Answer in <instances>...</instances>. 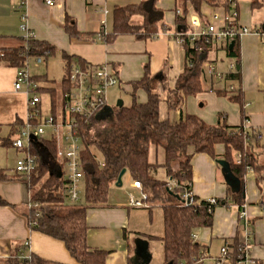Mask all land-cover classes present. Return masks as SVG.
<instances>
[{
  "label": "crops",
  "instance_id": "crops-1",
  "mask_svg": "<svg viewBox=\"0 0 264 264\" xmlns=\"http://www.w3.org/2000/svg\"><path fill=\"white\" fill-rule=\"evenodd\" d=\"M54 1V5L50 6L45 0H0V48L22 44L25 36L22 26H25L35 40L55 48V53L51 57L60 58L64 70L62 80L65 76L63 54H67L83 60L90 66H108L116 78V83L109 89L114 88L113 92H116V95L122 90L131 95L132 83L143 78L146 66L152 78L149 88L153 92L166 99L167 90L175 88L177 79L187 64L184 47L175 39L176 33L187 28L177 24L178 7L175 0H157V6L165 11V20L169 25L167 32L147 40H137L133 35H120L112 44H107L103 35L113 30L115 8L139 4L140 0ZM232 8L231 12H238V21L241 25L259 32L264 31V0H233ZM214 12L226 13L223 8H212L208 5L202 7V13L205 15L210 16ZM192 13L190 9V14ZM67 17L75 22L77 31L83 36L82 39L71 38L67 34L65 30ZM131 24L140 26L143 24V18L135 15L131 18ZM237 42L239 57L231 56L227 48L213 46L208 54V61L214 63L218 71L225 75L229 74L230 66L235 65V70L240 72V79L214 83L202 75L199 80L203 85V92L186 97L181 107L174 111L169 109L164 100L160 105L161 119L177 123L193 115L207 125L215 126L221 117H224V122L231 127L244 126L250 131H260L264 142V42L256 34L244 36ZM17 70L0 63V117L4 118L6 125L9 126V133L11 125L18 119L25 121L28 113L27 96L14 89ZM46 78L47 81L43 82L45 85L42 87L58 89L59 106L62 99L60 90L62 80L56 84L55 80L48 76ZM229 86L241 91L242 104L231 99L233 94H219L220 90H229ZM44 94L49 96L52 107L49 92ZM111 96L109 93L107 102ZM137 100L139 103H146L147 91L139 90ZM107 102L96 116L97 124L106 125L117 112L108 109ZM132 103L131 96L129 106ZM119 108L121 107L118 106ZM36 147L42 158L52 164L54 170L60 169L57 158H50L40 143L36 144ZM224 154L225 147L219 144L215 146L217 160L206 153H199L194 155L191 161L193 195L199 200L220 201L214 211L212 228L196 229L195 242L203 247V251H206L210 258L217 257L218 251L226 243L229 244L231 251H234L235 242L246 244L251 256L259 264H264V183L259 185L255 174L249 172L243 183L239 180L238 187L232 188L220 165L221 161L226 162L223 160ZM154 155L155 161H150L151 164L163 165L164 150L161 153L163 158L161 163L158 162L160 155L158 148L155 149ZM226 163L230 167L229 163ZM0 169L7 176L5 180H0V200L6 203L0 205V264L17 255H36L54 263L76 264L64 242L33 231L29 227L26 212L30 208L31 197L36 189H32L28 181L16 172L9 175L4 169ZM160 170L166 171L164 180L156 177ZM127 174L129 173L126 171L125 175ZM152 174L159 181L173 182L164 167H157ZM133 183L134 180L131 181L130 187L140 191ZM242 189L244 196L241 208L233 195L239 194ZM149 206L151 208L150 203ZM149 208H134L128 203L90 209L87 213L90 248L108 252L106 264H141V258L137 260L135 258L136 248L133 251L128 231L131 227L136 229L139 227L135 220L141 216L139 213L141 210H146L148 217L153 216V210L150 212ZM241 210L246 212L244 220L239 217ZM132 223L134 225H131ZM139 231H137L139 240L146 241L145 238L152 239L155 236L141 237ZM25 243H28V246H25ZM151 260L150 257L149 264ZM205 262L211 264L212 260L206 259Z\"/></svg>",
  "mask_w": 264,
  "mask_h": 264
},
{
  "label": "trees",
  "instance_id": "trees-1",
  "mask_svg": "<svg viewBox=\"0 0 264 264\" xmlns=\"http://www.w3.org/2000/svg\"><path fill=\"white\" fill-rule=\"evenodd\" d=\"M178 11L177 24L188 26L190 9L205 21L208 15L202 13V7L208 5L212 8H223L227 13L233 9V0H175ZM177 11V12H178ZM139 15L143 24L134 26L131 18ZM65 30L71 38L82 39L77 31L75 22L66 18ZM169 25L165 20V11L157 6V0H140L139 4L117 7L113 13V30L105 33L104 40L112 44L120 35H133L137 40H147L167 32ZM203 51H196L186 40L184 52L187 64L183 73L177 79L174 89H166L167 97L149 88L152 80L148 66L142 79L132 83L133 103L129 107H121L114 113L103 130L91 136V127L97 123V117L91 119L89 125L84 123L80 128L83 139L81 154L82 166L85 172L84 202L72 203L68 199L67 180L63 167L54 170L49 162L42 158L36 145L31 146V153L36 156L38 166L30 177L28 183L36 189L31 197L32 204L38 207L27 209L26 217L29 227L33 231L41 232L65 243L67 250L76 264H106L108 252L91 249L88 244L89 226L87 213L90 209L109 207L108 196L111 186L117 182L120 173L126 170L135 181L142 184L143 191L148 195V203H160L163 211V235L154 236L163 244L164 264H209L202 261L203 247L193 239L196 229L212 228L215 208L220 204H210L207 200L196 197L195 204L185 206L183 193L191 191L192 165L194 155L206 153L217 160L215 146L223 145L225 154L223 160L229 163L231 172L242 183L249 172H253L259 185L264 183V142L258 130H248L244 126L231 127L221 117L218 124L210 126L198 117L190 115L177 123L161 119L160 105L165 100L170 110L181 107L183 100L203 92V85L199 80L203 69L208 62V54L212 45L202 44ZM231 56L239 57L238 42L231 50ZM55 53L51 45L31 38L22 39V44L12 47L0 48V63L9 67L22 69L27 67L32 59H48ZM65 61V76L60 84L62 97L71 89L68 78L72 64L82 68L90 65L83 60L63 54ZM32 81L41 84L47 81L46 76H32ZM240 72L229 73L225 80H239ZM145 90L148 94L146 103H139L137 94ZM39 93L49 92L52 101V114L56 116L58 108V89L40 87ZM233 94L232 100L240 104L242 94L239 90H220L219 94ZM234 94H236L234 96ZM24 121L16 120L11 125L9 135L1 139L0 146H12L13 138L19 133ZM39 143L44 147L50 158L56 159V141L42 137ZM95 146L102 155L98 161L97 155L92 151ZM151 146H161L165 152L163 165L151 164L149 149ZM238 156V158H236ZM101 163L104 165L101 166ZM177 166V170H174ZM157 167L166 168L169 177L177 187L169 190L168 181H159L152 172ZM7 176L0 169V180ZM244 190L233 197L242 208ZM6 203L0 200V205ZM234 253L241 244L235 242ZM3 264H59L31 255L29 261L20 260V256L9 258ZM214 264V263H211Z\"/></svg>",
  "mask_w": 264,
  "mask_h": 264
},
{
  "label": "built area",
  "instance_id": "built-area-1",
  "mask_svg": "<svg viewBox=\"0 0 264 264\" xmlns=\"http://www.w3.org/2000/svg\"><path fill=\"white\" fill-rule=\"evenodd\" d=\"M47 5H54V0H45ZM178 14L180 11L177 12ZM238 12L230 13L214 12L209 20L205 21L199 15L192 13L188 16V26L184 31L175 34L176 41L184 46L187 40L196 51L202 52V44L220 46L227 48L232 43H236L240 38L256 34L264 42V31L259 32L247 26H243L238 21ZM25 32L24 39L33 38V34L22 26ZM44 58H37L36 64H42ZM29 65V63H28ZM25 68L18 69L14 82V89L17 92H23L27 96V117L20 127L17 137L13 140L12 146L25 152L26 156L19 159L16 165V173L29 181L35 172L38 161L35 155L31 153V146L39 143L42 137L46 136V127L50 129L49 137L56 141V158L63 167L64 176L67 180L68 199L70 202L78 204L82 200L84 191L85 172L82 166L83 139L80 135L81 125H89L92 118L106 105L107 89L116 83L115 76L111 73L108 66H90L82 68L76 64L71 65L68 78L71 89L65 93L61 103L57 108L56 116L52 114V107L49 114L41 110V95L38 92L39 84L32 81V75ZM203 75L208 77L214 83L225 80L226 75L216 68L214 63L207 62L203 69ZM235 65L230 66L229 73H235ZM229 90L234 91L233 86ZM104 164L101 163V166ZM133 186L141 191V199L131 196L129 206L134 208H149L148 195L143 191L142 184L138 181ZM177 187L175 182L168 185L169 190ZM192 191L183 193V202L185 206L195 204ZM210 204H217L216 199H208ZM31 207H38L39 204H31ZM241 220L246 218V212L241 210L239 213ZM193 239L196 236L193 234ZM28 246V243H25ZM202 261L211 259L214 264H259L249 251L246 244H242L236 253L231 251L229 244H224L220 253L215 258H210L206 251L201 253ZM31 256H20V260L29 261Z\"/></svg>",
  "mask_w": 264,
  "mask_h": 264
},
{
  "label": "rangeland",
  "instance_id": "rangeland-1",
  "mask_svg": "<svg viewBox=\"0 0 264 264\" xmlns=\"http://www.w3.org/2000/svg\"><path fill=\"white\" fill-rule=\"evenodd\" d=\"M43 63L40 65L36 64V60L33 59L29 62L28 70L31 74L34 75H46L48 78L53 79L56 81V84H59L62 80V77L64 75V70L62 68V64L60 62L59 57H49L48 59H42ZM45 83L39 84L40 87L44 86ZM109 89V88H108ZM106 92V102L108 94L110 93L111 99L107 102L108 109L112 110V112H115L118 110V104L119 102H123V106L128 107L131 102V95L126 94L123 90L119 91V93L116 95V92H113L114 88H110L109 92ZM111 90V91H110ZM41 110L49 114L51 111V103L50 98L47 94H41ZM0 122L2 123L0 125V138L4 139L8 136L9 133V126L6 125V121L4 118L0 117ZM90 129L91 136L94 137L95 133H97L100 130H103L106 125L104 123L100 124H93ZM50 129L46 127V137L49 136ZM14 140V138H13ZM158 148L160 155L158 157V162H162L163 158L161 157L162 153V147L161 146H151L150 147V161H155V149ZM92 151H94L97 155L98 161H102V155L99 151H97L95 146H92ZM26 156L25 152L17 151L15 148L12 147H5L0 146V168L4 169L9 175L10 173L16 172V165L19 159H22ZM174 170H177V166H174ZM166 171L160 170L156 177L158 179L164 180L165 179V173ZM133 181L130 174H127L123 178V185L117 186L116 183H114L110 190H109V196H108V204H120V205H126L129 203V199L131 196L135 197L136 199H141V191L133 190L130 187V183ZM84 202V191L82 195V200L80 203ZM153 216L148 217V214L146 210H141L142 212H139L141 216L136 218L135 223L137 226H139L137 229L134 227H131L128 231L129 236V242L133 249V251L136 248V241L140 239L137 238V231L141 232L140 236H148V235H155L159 236L163 234V212L162 208L160 206V203L156 202L154 203L153 207ZM153 217V218H152ZM152 218V220L150 219ZM131 225H134L133 223ZM140 228V229H139ZM146 241L149 244V254L152 258L150 264H164V250H163V244L160 240L155 238H145ZM220 251H218L219 254ZM134 253V252H133ZM211 260V259H210ZM134 264V263H132Z\"/></svg>",
  "mask_w": 264,
  "mask_h": 264
},
{
  "label": "water",
  "instance_id": "water-1",
  "mask_svg": "<svg viewBox=\"0 0 264 264\" xmlns=\"http://www.w3.org/2000/svg\"><path fill=\"white\" fill-rule=\"evenodd\" d=\"M235 46V43H232L230 45V49L232 50L233 47ZM239 69V68H238ZM119 107H123V102H119L118 104ZM220 165L223 167V172L225 174V177H226V180L228 182V184L232 187V188H237L238 187V182H239V179H237L233 173L231 172V169L230 167L228 166V164L226 162H223L221 161L220 162ZM126 173V170H123L118 179H117V182H116V185L117 186H122L123 184V176L125 175ZM148 242L147 241H143V240H137L136 241V260L137 259H142V263L141 264H149L150 262V254L148 252Z\"/></svg>",
  "mask_w": 264,
  "mask_h": 264
},
{
  "label": "flooded vegetation",
  "instance_id": "flooded-vegetation-1",
  "mask_svg": "<svg viewBox=\"0 0 264 264\" xmlns=\"http://www.w3.org/2000/svg\"><path fill=\"white\" fill-rule=\"evenodd\" d=\"M142 260V259H141Z\"/></svg>",
  "mask_w": 264,
  "mask_h": 264
}]
</instances>
